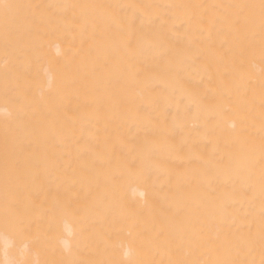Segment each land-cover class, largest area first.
Here are the masks:
<instances>
[{
	"label": "bare ground",
	"instance_id": "obj_1",
	"mask_svg": "<svg viewBox=\"0 0 264 264\" xmlns=\"http://www.w3.org/2000/svg\"><path fill=\"white\" fill-rule=\"evenodd\" d=\"M216 5L179 0L157 18L155 0H40L18 16L0 5V99L17 106L0 112L9 145L2 184L23 161L22 146L45 149L28 86L48 90L46 58L56 82L57 172L66 179L58 195L70 215L38 229L42 264L264 257V33L219 18ZM15 82L20 98L9 93ZM27 163L15 182L31 191L46 170ZM30 228L12 231L26 238ZM7 237L0 229V249L20 255Z\"/></svg>",
	"mask_w": 264,
	"mask_h": 264
},
{
	"label": "rangeland",
	"instance_id": "obj_2",
	"mask_svg": "<svg viewBox=\"0 0 264 264\" xmlns=\"http://www.w3.org/2000/svg\"><path fill=\"white\" fill-rule=\"evenodd\" d=\"M46 4L56 3V0H43ZM156 6L151 11V16L154 18L162 17L158 14L157 8H168L171 4H177L179 0H155ZM216 5V15L219 18H231L242 19L252 22L249 27L253 35H260L264 33V0H214ZM40 0H0V5L3 6L7 14H13L15 16L21 13L33 10L39 6ZM170 17L174 20L184 18L183 14H173ZM17 23V22H16ZM9 26H11L9 24ZM16 26V25H15ZM14 26V27H15ZM55 48L58 46H54ZM264 50V48H263ZM44 75L48 82H44L48 86V90H42L41 85L32 82L28 86L32 93L38 95L35 105L34 114L41 117L40 123H42V134L46 138V146L43 151L39 144H30L29 146H22L21 151L25 153L23 161L14 166V169H10L12 173V179L9 183L2 184L0 181V229H4L7 232V238L10 242L18 244V248L22 252L16 257H8L4 251V247L0 249V264H42L40 261V249L39 243L42 241L38 235V229L42 226L54 227L58 226L62 217L70 215V208L65 202L63 197L58 195V190L64 184L66 179L57 172L59 155L56 153L55 146L62 147L60 140L61 136L58 134L57 125L58 122V109L54 107L55 92L54 70L53 64L49 58L44 60ZM262 63L257 60L254 63L255 68L259 69ZM17 85H10L9 93L14 94L16 97L22 95V82H15ZM51 93V94H50ZM56 105L59 108L60 102ZM14 106L13 102H6L0 99V112L5 111L10 113ZM17 107V106H16ZM38 110V112H36ZM70 122L71 118L68 116ZM46 123V125H45ZM5 125V123H2ZM47 126V129L45 128ZM37 131L39 128L36 129ZM24 135V134H21ZM7 138H13V136L7 135ZM18 138H20V133ZM38 138V137H36ZM9 145L3 134H0V156L5 157ZM59 149V148H58ZM29 155V156H28ZM30 157V158H29ZM63 158V157H62ZM25 159V161H24ZM28 159L36 160L39 163V168L43 165L45 173L43 180L34 181L30 185L31 191H29L24 184L16 183L17 170L22 172L29 170ZM28 177H33L29 175ZM13 181V182H12ZM9 190H14L15 193H10ZM68 204H71V200L68 199ZM32 210L37 211V214L31 213ZM23 219H28V223H25ZM60 222V223H59ZM66 228H70L69 222H63ZM13 226H25L31 227L30 234L26 238H16L13 233ZM70 232L67 231L66 234ZM126 250L124 249V252ZM198 264H214L212 261L206 259L197 260ZM244 264H264V257L251 258Z\"/></svg>",
	"mask_w": 264,
	"mask_h": 264
}]
</instances>
